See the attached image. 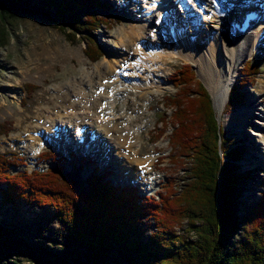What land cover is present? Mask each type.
<instances>
[{
	"label": "trees",
	"instance_id": "trees-1",
	"mask_svg": "<svg viewBox=\"0 0 264 264\" xmlns=\"http://www.w3.org/2000/svg\"><path fill=\"white\" fill-rule=\"evenodd\" d=\"M28 1L0 0V22ZM39 1L54 7L59 21L71 29L65 34L70 41L75 33L109 25L103 0ZM2 31L0 44L8 40ZM83 41L88 59L98 60L102 52L96 40ZM259 67L252 61L244 64L239 82L229 90V110L242 105L238 86L248 85ZM172 77L176 92L162 102L171 113L159 122L161 134L171 124L168 143L177 152L175 161L186 163L184 182L176 187L171 180L156 196H140L135 187L113 186L96 168L79 182L65 172V159L51 152L39 156L51 161L44 171L14 173L10 168L22 158L0 153V201L50 206L51 216L64 227L66 242L54 248L22 236L12 238L0 222V264H20L2 248L22 250L32 264H264V177L259 199L239 215L242 186L251 173L235 162L239 149L231 147L193 67L184 64ZM34 88L26 84L22 89L30 93ZM144 218L155 224L147 235L139 228ZM183 221L184 235L174 230Z\"/></svg>",
	"mask_w": 264,
	"mask_h": 264
},
{
	"label": "rangeland",
	"instance_id": "rangeland-1",
	"mask_svg": "<svg viewBox=\"0 0 264 264\" xmlns=\"http://www.w3.org/2000/svg\"><path fill=\"white\" fill-rule=\"evenodd\" d=\"M104 1L108 5L104 14L105 18L109 19V25L89 32L75 33L76 38L73 41L65 36L71 29L59 21L60 18L56 15L54 7L44 5L39 0H29L25 7L15 9L12 16L1 19L0 33H3V29L8 40L4 39V44H0V153L14 152L22 158L17 160L18 165L10 168L11 173L21 170L28 172L45 170L51 166V161L39 162L36 159L38 154L45 151L57 156H65V172L76 177L79 182L84 181L88 174L96 168L99 174H106V179L113 186H132L136 188L140 196H156L159 192L164 191V184L172 180L177 183L176 187H179L184 182L182 178L186 177L184 173L186 163L175 161L173 155L177 152H173L168 143L171 124H168V129L161 134L163 125L159 122V118H165L171 113L170 109H165L162 102L165 101L164 97L173 96L176 92V88L171 83L172 73L184 64H189L194 67L197 78L203 84L202 79L205 81L207 79L200 75L194 60L178 55H162L155 63H151L150 67L146 60L134 68L128 69H124L126 65L121 63L125 60L124 56L127 53L130 55L129 57L135 55L137 47L145 51L149 35H159L165 30L167 24L172 23L178 29H187L192 34L196 33L201 43L210 39L207 37L213 36L219 24L213 20L204 24L199 16L200 9L194 10L195 2L193 0L185 2L188 9H191V14L187 17L177 8L178 0H169L166 2L167 7L161 11L165 17L163 24L157 25L156 21L163 17L153 16L146 23L148 28L141 33L142 36H139L133 26L142 22L143 10L137 9L132 0L131 4L124 6L122 4L126 0ZM201 4L200 2L198 6ZM168 7L172 8L169 16L167 15ZM80 10L83 12V9ZM207 11L205 10V12ZM258 28L264 29V23L258 25ZM203 34L208 35L206 37ZM118 36L123 37L127 43L116 44ZM130 38H133V43L129 41ZM83 39L96 40L102 52L98 60L90 61L85 55L86 43ZM153 44H157V42H153ZM130 47L132 50H129ZM149 52L154 55V52ZM248 61L257 63L260 67L248 85L238 86L241 88L242 103L240 104L242 105L229 110L227 98L225 107L220 114L213 105L225 136L230 138L231 147L235 146L239 149V159L235 162L242 170H248L251 173L242 186L243 191L239 198V215L244 214L259 199L264 177V156L258 159L260 151L264 148L263 143L257 138V133L264 135V45L257 47L256 51L245 57L243 64L239 66L240 69L232 77L230 88L239 82L237 80L243 65ZM104 64L112 67L109 73H112L114 81H124L129 87L130 98L117 100L115 103V110L121 113L116 122L122 123L127 117L132 116L136 122L129 128L133 129L142 125L140 122L147 124V129H140L139 155L154 157L153 170L159 173V181L155 184V189H146L148 184L142 183L140 178L127 179L122 172L123 166L115 154L114 148L111 146L103 148L98 140L97 144L91 145V149L68 146L67 149L60 150L57 143L52 142L54 140L51 139L52 134L49 132L52 122H57L56 127H63L60 124L66 125L57 118H64L65 106L61 98L70 94L68 97L71 101V98L75 96L72 87L78 88L80 84L87 85L88 83L81 72L85 70L92 75L93 80H97L95 69ZM142 69L147 72L144 79L141 76ZM26 84L35 85L36 88L30 93L24 92L22 88ZM206 88L208 90V86ZM250 105H253L254 108H250ZM78 111L76 109V112ZM242 111L248 113L243 121H238L237 124L229 121V118H233ZM74 127H67L72 135V138L68 137L67 145H71L70 138L73 143L76 142ZM38 129L42 134L48 131L45 137L49 143L43 145V148H39L33 140L35 131ZM95 133L98 135L100 131ZM244 133H247L248 137L244 136ZM70 150L75 151L74 159L68 153ZM122 151L123 153L127 152ZM185 158L182 157V159ZM110 160L113 161L109 163ZM51 212L50 206L42 207L33 202L19 200L11 206L0 201V222L6 229V235L12 238L22 236L29 241L59 248L66 243L63 236L65 230L63 225L51 216ZM185 227L186 221H183V223L177 224L174 230L184 235L186 234ZM139 228L144 232V235H147L155 229V224L151 218H144L139 223ZM190 236H193L192 233ZM2 249L4 254L10 255L14 261L20 262V264H32L33 260L22 250Z\"/></svg>",
	"mask_w": 264,
	"mask_h": 264
},
{
	"label": "bare ground",
	"instance_id": "bare-ground-1",
	"mask_svg": "<svg viewBox=\"0 0 264 264\" xmlns=\"http://www.w3.org/2000/svg\"><path fill=\"white\" fill-rule=\"evenodd\" d=\"M162 1L165 6L160 11L157 9L155 16L158 15L163 17V13H161V11L167 7L166 2L169 0ZM186 1L189 2L192 0L177 1V8L180 12H182V14L184 13L183 15L185 17L191 14V9L189 10L185 5ZM193 1L195 2L194 10L197 11V9H200L198 11L199 16L203 20L204 24L209 20L216 21L219 24V27L216 29V32L213 33V36L207 37L208 34H203L207 38H210L207 39L208 41L204 40L201 43L198 40L196 33L192 34V32L187 29H178L170 23V25L167 24L165 26V30L159 35H149V40L147 42L148 46L145 47V51L140 50L137 47L135 49L136 54L129 57L130 55L127 53L124 56L125 60L122 61L121 64L126 65L124 69H128L134 68L140 62L146 60L149 64L148 67H150L151 63H155L157 59L161 58L162 55L165 56L166 54H170L172 56L178 55L185 57L186 59L190 58L194 60L195 64L198 66L200 75L207 79L206 81L205 79H202V81L206 87L208 86L212 103L216 111L220 114L223 111L228 98L232 77L240 69L239 66L243 64L245 57L256 51L257 47L264 45V29L258 28V25L260 26V24L264 23V4L261 3L260 5L262 16L258 18V20L254 21L245 32H240L234 27V22L241 19V16H239L241 12L239 9L241 1L239 3L235 2L231 8H229L230 6H227L226 8L225 5H227V3L220 4L217 0H199V2H196V0ZM151 2L152 0H144L143 4L146 5V3H148L145 7L149 8L148 5ZM200 2L202 4L198 6ZM132 3L134 5L133 1ZM125 4H131V0H126V2H123L122 5L124 6ZM248 7L251 6H243L242 10H246ZM169 10L167 13L168 16L171 14L170 12L172 11V8ZM205 10L208 11L205 12ZM164 19L165 17L156 19L157 24L160 25V21L163 24ZM141 20V23H137L133 26L139 36H142L143 34L141 33L148 28L146 23L150 19L144 15ZM168 28L172 30L171 33H174L173 37H171V33L169 35ZM168 35L170 37H168ZM124 36L131 37L130 35ZM117 39L118 41L115 42L116 44L118 43L119 45H123L122 43H127V41L125 42L124 38L121 36H118ZM130 39L129 41L133 43V38ZM153 42H157V44H153ZM129 50H132V47H130ZM149 51H154V56H150ZM105 64L102 66L100 65L97 69H95V75L98 77L97 80H93L92 75L83 70L81 74L87 79V85L80 84L78 88L72 87L75 92V96L71 98V101L70 97H68L70 94H66L65 97L61 98V101H63L65 106L63 110L64 118L56 117L60 121L62 120V123H66V125L60 124V126L63 127H56L57 122H52L49 132L52 135L58 134L60 137L59 139H53L52 136H50L51 139L54 140L51 141L57 143L61 150L63 147L65 148L68 146V137L72 136L69 134L70 131L67 127L75 126L74 134L77 138L79 137L77 134L78 129L84 128L86 143L83 144V147H79L91 149V145L97 144V140L103 148H108L110 146L113 147L115 154L121 161L123 166L122 172L125 174V177L127 179L140 178L142 183L148 184L146 189H155V184L159 181V173L154 172L153 170L154 157L142 154L139 155V150L141 148V141L139 139L140 129H147V124L140 122L142 125L136 126L133 129L129 128L131 124L136 122V119L132 116L127 117L122 123L116 122L119 118L118 115L121 113L115 110V103L117 100L130 98L129 87L124 81H114L113 75L111 76L112 73H109L112 67L108 64L105 66ZM103 67L104 69H102ZM146 75L147 72L142 69V78H146ZM251 107L254 108L253 105H250V108ZM76 109L79 111L76 112ZM253 113L254 112L252 110V114ZM247 114L248 113L245 111L239 112L233 118H229V121L237 124L238 121H243L245 117H247ZM95 130L98 133L100 131L99 134L103 137L99 135L95 138V140L87 142V139L89 140L90 138L89 132ZM35 132L33 140H35L38 144L36 145L39 148H43V145L49 143L45 137V135L48 134V131H45L42 135L39 134L41 132L40 129ZM244 136L248 137L247 133H244ZM257 138L261 143H263L264 148V135H262V133H257ZM122 150L127 152L123 153ZM260 153L261 154L258 156V159L264 156V149H262ZM111 161L113 160H110L109 163H111Z\"/></svg>",
	"mask_w": 264,
	"mask_h": 264
}]
</instances>
